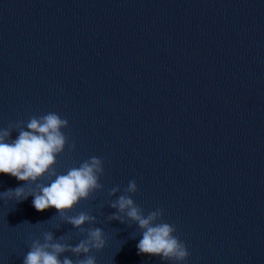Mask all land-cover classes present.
<instances>
[{"label": "water", "instance_id": "1", "mask_svg": "<svg viewBox=\"0 0 264 264\" xmlns=\"http://www.w3.org/2000/svg\"><path fill=\"white\" fill-rule=\"evenodd\" d=\"M48 112L75 143L58 174L103 160V189L69 213L96 216V264H170L106 219L130 180L145 215L175 225L183 264H264V0H0V129ZM24 183L0 173V192ZM32 200L0 199V264L44 231L84 238Z\"/></svg>", "mask_w": 264, "mask_h": 264}, {"label": "clouds", "instance_id": "2", "mask_svg": "<svg viewBox=\"0 0 264 264\" xmlns=\"http://www.w3.org/2000/svg\"><path fill=\"white\" fill-rule=\"evenodd\" d=\"M22 123L0 129V173L11 175L24 184H34L35 187L27 193L24 186L10 188L0 192V199H14L18 203L32 196V206L38 212L55 208L57 215L53 217L72 225L84 237L73 246L68 242L70 235L57 238L52 231H44L41 238L28 241L29 251L23 257L22 264H96L95 256L90 253L105 247V233L99 227H83L96 223V216L89 211H80L75 215L69 213L81 200L94 198L93 193L103 189L99 182L104 174L103 160L92 156L78 167L69 168L66 174H58L55 168L57 156L66 145L69 150L75 149V143L68 144V137L62 131L68 126V121L56 112H48L30 117L24 126H21ZM13 128L18 131L15 139H11ZM45 176L50 181L48 185L38 182ZM118 192L120 188L115 186L108 191V195L111 197ZM136 192V182L130 180L123 194L109 201L108 205L116 212L106 219L121 223L131 221L138 226L142 235L136 246L138 254H151L170 264H183L189 252L185 243L174 235L175 225L163 221V210L160 208L145 215L144 210L131 198ZM64 253H71L77 259L73 261L63 256Z\"/></svg>", "mask_w": 264, "mask_h": 264}]
</instances>
